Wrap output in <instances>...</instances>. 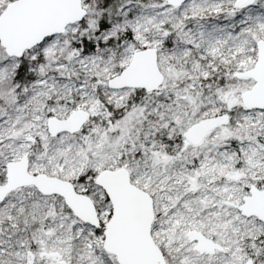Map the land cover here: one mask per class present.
<instances>
[{"label": "snow or ice", "instance_id": "snow-or-ice-1", "mask_svg": "<svg viewBox=\"0 0 264 264\" xmlns=\"http://www.w3.org/2000/svg\"><path fill=\"white\" fill-rule=\"evenodd\" d=\"M0 264H264V0H0Z\"/></svg>", "mask_w": 264, "mask_h": 264}]
</instances>
